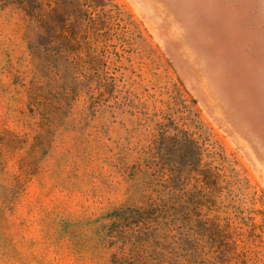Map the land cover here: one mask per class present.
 I'll list each match as a JSON object with an SVG mask.
<instances>
[{"label":"rangeland","instance_id":"rangeland-1","mask_svg":"<svg viewBox=\"0 0 264 264\" xmlns=\"http://www.w3.org/2000/svg\"><path fill=\"white\" fill-rule=\"evenodd\" d=\"M67 1L73 62L52 85L24 12L0 2V264H112L95 221L164 135L215 168L199 247L264 264V0ZM66 86L62 111L30 110L32 87Z\"/></svg>","mask_w":264,"mask_h":264},{"label":"trees","instance_id":"trees-1","mask_svg":"<svg viewBox=\"0 0 264 264\" xmlns=\"http://www.w3.org/2000/svg\"><path fill=\"white\" fill-rule=\"evenodd\" d=\"M0 2L17 5L24 12L27 33L33 36L28 49L41 83L46 80L47 85H52L59 81L58 66L68 68L73 60L69 17L58 19L57 9L61 3L64 6L70 2ZM55 20L60 22L56 25ZM48 90L44 93L37 87L30 89L31 111H62L67 107V103L64 107L60 102L70 101L73 92L68 86L62 94L58 92L63 95L59 101L49 100L46 95L54 90ZM163 138L169 142L140 149L139 160L129 173L128 199L95 221L96 236L112 250V264H222L216 247H199L203 239L211 240L209 232L194 226L207 225L199 208L215 193V168L197 159L194 146L185 151L170 136Z\"/></svg>","mask_w":264,"mask_h":264}]
</instances>
